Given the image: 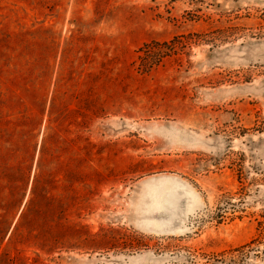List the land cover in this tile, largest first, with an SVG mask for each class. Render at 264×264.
<instances>
[{"label":"rangeland","instance_id":"1","mask_svg":"<svg viewBox=\"0 0 264 264\" xmlns=\"http://www.w3.org/2000/svg\"><path fill=\"white\" fill-rule=\"evenodd\" d=\"M0 264H264V0H0Z\"/></svg>","mask_w":264,"mask_h":264}]
</instances>
